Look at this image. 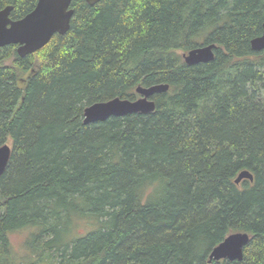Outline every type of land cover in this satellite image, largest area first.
Returning <instances> with one entry per match:
<instances>
[{"label": "trees", "instance_id": "1", "mask_svg": "<svg viewBox=\"0 0 264 264\" xmlns=\"http://www.w3.org/2000/svg\"><path fill=\"white\" fill-rule=\"evenodd\" d=\"M37 0H0L18 20ZM68 31L0 48V264H264V0H72ZM215 45L214 58L182 55ZM168 85L155 110L84 109ZM242 171L253 180L235 179ZM25 233L22 252L10 236ZM241 261L209 263L227 236Z\"/></svg>", "mask_w": 264, "mask_h": 264}, {"label": "water", "instance_id": "2", "mask_svg": "<svg viewBox=\"0 0 264 264\" xmlns=\"http://www.w3.org/2000/svg\"><path fill=\"white\" fill-rule=\"evenodd\" d=\"M94 5L101 0H85ZM72 0H37L34 9L18 20H12L11 6L0 10V48L14 45L19 57L35 53L46 46L53 36L64 35L70 26L73 10L70 9ZM253 51H264V24L262 34L250 42ZM215 45L194 48L182 57L186 64L194 65L207 63L214 58ZM168 85L159 84L151 87L136 88L139 98L135 101L114 98L106 102L94 103L84 109L83 123L85 125L104 122L110 117H123L132 113H149L155 110L151 97L168 90ZM11 155V147L4 144L0 147V176L4 173ZM253 180L248 171H242L235 179L239 184L242 180ZM250 237L246 233H234L227 236L219 245L213 248L209 255L211 261L229 260L241 261L243 249Z\"/></svg>", "mask_w": 264, "mask_h": 264}, {"label": "rangeland", "instance_id": "3", "mask_svg": "<svg viewBox=\"0 0 264 264\" xmlns=\"http://www.w3.org/2000/svg\"><path fill=\"white\" fill-rule=\"evenodd\" d=\"M25 237H26L25 233L19 232V233L12 234L9 238L11 246H12L11 249L17 256L22 252V244H23Z\"/></svg>", "mask_w": 264, "mask_h": 264}]
</instances>
